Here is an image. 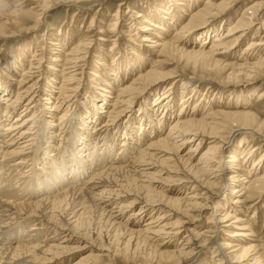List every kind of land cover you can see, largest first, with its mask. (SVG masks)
<instances>
[{
  "label": "bare ground",
  "instance_id": "bare-ground-1",
  "mask_svg": "<svg viewBox=\"0 0 264 264\" xmlns=\"http://www.w3.org/2000/svg\"><path fill=\"white\" fill-rule=\"evenodd\" d=\"M69 1H45L44 8L36 15V25L46 10ZM173 1L177 2L176 6L171 4L174 8L163 10L165 14L169 10L173 12L165 17L164 23H155L142 15L144 22L154 29L147 24L137 27L146 32L141 40L150 41L151 53H148L159 56L158 61L146 57L151 65L143 68L147 63L144 56L133 50L129 68L125 66L114 73L115 78L102 80L100 92L94 94L91 104L86 103L75 121L69 120L66 112L71 113L72 106L65 100L73 98L67 95V84L76 83L75 75L80 72L83 61L81 47L67 53L57 91L49 88L56 81L55 72L46 71L48 77L39 82L31 74L34 67L23 69L24 77L20 80L8 77L13 70L12 63L3 68L2 73L8 79L3 81V75L0 79V264H100L103 256L138 257L141 254L150 263L156 258L184 259L204 251L197 249V243L201 248L210 247L208 233L220 238L227 227L232 230L226 235L225 245L218 243L213 247L211 259L217 264H264V242H259V232H255L251 220L246 218L252 206L257 211V201L264 193V154L246 174L243 167L255 154L254 149L259 150L250 147L253 139L264 140V119L250 111L237 110L222 112V118L215 112L207 111L205 115L200 109H187L186 97L182 98L183 105L172 119L171 111L177 104L171 83L163 91L157 90L150 105L141 106L138 117L130 116L131 107L145 103L158 82L178 75L163 70L176 57L202 60L225 71L231 70L234 84L239 82L242 70L264 71V58L257 55L259 49L264 51V20H261L264 0L245 4L237 21L227 25L226 33L215 35L217 26L211 27L213 21L223 23L228 12L241 0H206L200 9L194 7L195 2L180 6L182 1ZM0 5L4 6L5 0H0ZM135 12L138 11L132 10ZM185 14L189 19L182 21L174 38L166 37L171 25ZM255 25L262 32L260 39L248 43L243 52L248 50L251 54L239 64L228 62ZM212 37L214 41L209 46L206 40ZM254 49L257 52L253 53ZM61 61L60 55L54 57L55 65ZM235 70L240 72L236 74ZM134 71L137 72L128 79ZM99 73H96L98 79ZM117 82L122 83L114 86ZM183 83L186 90L190 85ZM54 92L57 103H52ZM112 92L116 94L112 96ZM109 96L113 99L107 104ZM97 98L101 100L100 113L94 108ZM259 99L264 100V92ZM239 101L238 96L237 106ZM48 103H52L51 109L55 112L45 107ZM59 109L64 112L57 113ZM14 113L17 114L13 117ZM140 117L137 130L135 123ZM101 118L105 119L96 124ZM123 119H127L125 125H121ZM44 124L50 128L44 130L43 136L40 130ZM72 125L73 146H69L63 157L58 149L65 141L70 145L64 135ZM109 127L116 130L110 134L111 128L106 130ZM51 129L55 130L49 136ZM225 129L230 131L226 136ZM237 133L243 135L244 150L232 149L234 154L225 160L228 143ZM197 137V145L189 147ZM119 138L121 144L117 146ZM204 139L208 147L201 152ZM42 148L47 149L48 157H40ZM243 180L248 185L235 183ZM226 185L229 188L218 195L216 191ZM16 190L21 192L15 196ZM23 193L26 199L25 195L21 196ZM210 204L214 205L207 217L210 230L189 229L194 218L192 212L204 213ZM89 212L93 222L84 228L83 220ZM183 233H188L187 241L179 244L178 238ZM196 257L193 263L197 262Z\"/></svg>",
  "mask_w": 264,
  "mask_h": 264
},
{
  "label": "rangeland",
  "instance_id": "rangeland-1",
  "mask_svg": "<svg viewBox=\"0 0 264 264\" xmlns=\"http://www.w3.org/2000/svg\"><path fill=\"white\" fill-rule=\"evenodd\" d=\"M45 1L51 0H5V5H0V79L3 75V68H6L9 63H12L10 65L13 68V70L8 74L9 79L14 77L16 80H20L24 77L22 76L23 72H21L23 69L27 67H34L31 74L33 73L34 80L39 79V82L45 81L44 78L47 76L45 75L46 71L48 73L55 72V75H57L56 81H52V85L49 88L51 91H57L59 89L58 87H60L59 84L62 83L63 77L61 74L64 70V65H66L67 62V53L73 51L75 47H81V51L83 52L84 50L82 53L83 61L80 63V70H78L80 72H77L75 75V77H77L76 83L73 81V84H67L69 87L67 88V90H69L67 95L71 97L73 96V98L71 101L70 97L65 100L67 104L72 106V109L70 110L71 113L68 111L66 113L69 116V120L71 119L73 121H75L74 118L80 116L82 110L86 107V103L91 104L95 98L93 97L94 94L100 92L99 86L102 80H105L106 77L115 78L114 73L124 69L125 66L129 68V59L132 60V58H134L132 56L134 53L133 50L144 56V62L147 63L143 68L151 65V60L147 58L153 57L158 61L159 56H152L150 54V41L141 40L143 34L146 32L142 29H137V27L140 26L142 28V26L147 24L154 29L153 25L144 22V18L153 19L155 23L156 21L164 23V20H166L165 17L170 16L173 12L170 13L169 10V14H165L163 10L174 8L171 4H175V6L177 5V2L173 0H70L67 4H61L46 10V14L43 19H40L36 25V15L42 11V8H44V5L46 4ZM180 1L183 2L180 6H184L189 3L193 4L195 2L194 7H198V9H200L204 6L206 0ZM215 1L219 2L221 0ZM251 1L258 0H241L237 4V7L228 12L223 23H220V20H214L211 27L217 26V30L213 35L224 32L226 33L228 29L227 25L233 21H237L238 17L243 13L245 4L250 3ZM8 10H17V13H10ZM132 10L138 11L139 13H132ZM118 13L119 17L117 15ZM183 17L180 18L181 21L177 20L175 25H171V29L167 35H165L166 37L174 38V33L176 30L180 29L182 21L187 22L189 19L188 14L187 16L186 14L183 15ZM228 18L229 20H227ZM116 19L119 20L118 23L116 22ZM261 20H264V15ZM114 23L116 24L115 26ZM256 27L257 25L253 26L247 32L245 38L237 46L233 54L229 56L227 60L228 62H236L239 64L243 62L246 55L251 54L248 50H246V54L243 52L245 51V47L248 43L251 41H258L260 39L262 32L260 30H256ZM151 32L153 33V31ZM100 37H102L101 39L103 40H100ZM200 40L201 38L197 39L198 42H200ZM206 41L209 42V46H211L214 38H209ZM252 52H257V50L254 49ZM258 52L259 53H257V55L260 57L263 56L264 58V51L259 49ZM58 55H60L63 61L59 62V65H55L54 57ZM39 59L41 60L38 61ZM175 60L176 61L172 64L171 61H169L170 64L164 65L163 70L164 72H176L178 75H175V77L169 78L168 80H161V82H158V84L153 87L155 88V92L154 90L151 92L149 99L145 102L146 104L144 102H140L133 105L131 107L132 113L130 115L133 119L139 116L141 106L145 108L146 105H150L153 97L157 94V90L163 91L165 89V85L169 83H171V87H173V91L171 92H173L172 96L175 98L174 103L177 104V106L171 111L172 119H175L176 114L180 111L181 106L183 105V103H181L183 97L188 99L185 103L187 104V109H200L199 112H203L205 115L208 112H215L217 116L222 118V112H232L237 110L250 111L251 113H255L259 119H264V100L259 99L260 94L264 92V71L258 70L257 72H254V70H242L239 75V79H237L239 82L234 84L232 83L233 79L230 77L231 70L225 71L221 68L214 67L213 65H208L202 60L195 62L194 60L179 57H176ZM137 71H134L131 75H129L128 79H130ZM239 72L240 70H235L236 74ZM96 73H99L101 78H96ZM6 78L4 75L2 76L3 81H5ZM183 82H188L190 85L186 90H184L185 85ZM78 83L79 85L77 91L75 92V86ZM121 83L122 82H117L114 86ZM41 85H44V83H41ZM71 89H74V91ZM54 94L51 93V95L55 96L52 103H57L59 100L56 99V92H54ZM110 94L114 96L116 93L112 92ZM238 96L240 98V103L238 104L239 106L235 103ZM63 97L64 96L62 95V98ZM97 99L98 101L96 100V106L94 108L95 111L100 113L101 110L99 108V104L101 100L100 98ZM112 99L113 97H107V104L112 102ZM52 103H48L49 105H45V107H49V111L55 112V110L51 109ZM56 112L60 114L64 112V110L59 109L56 110ZM16 114L17 113H14L12 116L14 117ZM57 115L58 114H55V117H57ZM155 117H158V113L155 114ZM105 118H101V120H99L96 124L100 123ZM56 119L57 118L53 120L56 121ZM141 119V117L137 118L138 123H135L137 130V125H139ZM45 120L46 118L43 115V123ZM126 120L127 119H123L121 125H125L127 123L125 122ZM73 126L74 125L68 127L66 132L69 133L64 135L65 139L70 142V145L65 143V141L63 142L62 147L58 149V153H61L63 157L66 155L65 152L69 151L67 149L73 146V141L70 139ZM48 128H50V126H46L44 124L42 130H40V135H43L44 130L46 132V129ZM110 128L111 127L106 130L110 131L108 130ZM55 129H53V131ZM115 130L116 128L112 127L110 134H112ZM53 131L51 129V132L47 135L52 136L54 133ZM229 132L230 131L228 129H225L223 134L226 136ZM242 137V133H237L235 138L228 143L225 153L227 156L224 157L225 160L230 158L228 155H231L232 153L234 154V150L232 149L237 151L244 150V147H241ZM198 138L199 137L195 138L189 147L192 145L196 146ZM120 141L121 138L117 141V146L118 143L121 144ZM203 143L204 147L201 152H204L208 147V144L205 143V139L203 140ZM250 147L252 149L256 147L259 150L254 149L255 154H253L247 162L243 163V167L245 168L244 173L246 171H250L254 161L264 154V140L261 138H254ZM46 150L47 149L42 148L39 151V153L42 154L40 156L41 158H43L44 155L48 157ZM49 153H51V151H49ZM242 157L243 156H241V158ZM262 163L264 166V161ZM85 175H83L81 179L85 177ZM235 183H241L239 186L248 185L246 180ZM228 188L229 186L226 185L222 190H218L216 192L220 195ZM186 191H189V189ZM18 192L21 191L16 190L15 196ZM24 195L25 193L21 196L24 197ZM27 196L29 197V195ZM257 202L259 207L257 211L254 212L255 207L252 206L247 210L246 218L251 220L254 225L255 232H259V242H264V193L262 198ZM227 204H230V201H228ZM213 206V204L207 205L208 209H206L204 213L193 211L192 214L194 215V218L189 225V229L197 228L198 230L199 228L201 232L209 231L211 226L210 222L207 221V217ZM92 216V212L87 213L83 220V226H85L84 228L90 227V222H93V220H90ZM232 220L229 221V223L232 222ZM229 230H232V228L227 227V229L222 233L223 236L220 238L213 237L214 233H208L207 238L211 241L209 244L210 247L208 248L206 246L201 248L198 247L197 243V249H203L204 251H199L198 254L190 255L186 258L184 257V259L171 257L166 260H160L156 258L153 260L154 262L150 263L147 259H145L143 254L138 257L132 255L126 256L127 258L121 256H103L100 264H196L197 262L202 264L204 261H206L205 264H217L213 261V259H211L213 247L217 246L218 243L225 245L224 241L228 238L226 235H228ZM186 235H188V233H183L179 236V244H183L187 241ZM169 246V249H171L172 246ZM195 257L197 262L193 263Z\"/></svg>",
  "mask_w": 264,
  "mask_h": 264
}]
</instances>
